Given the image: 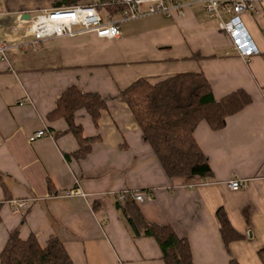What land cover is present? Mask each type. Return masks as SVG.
Masks as SVG:
<instances>
[{
  "label": "crops",
  "instance_id": "obj_1",
  "mask_svg": "<svg viewBox=\"0 0 264 264\" xmlns=\"http://www.w3.org/2000/svg\"><path fill=\"white\" fill-rule=\"evenodd\" d=\"M89 1H0V39L12 44L0 60V250L16 229L22 238L33 233L41 245L49 236L58 237L73 264H165L155 239L136 233L117 207L116 193L129 189L143 195L135 205L146 224H167L187 240L193 264H262L264 7L241 16L258 49L248 59L198 6L186 8L184 15L122 21L116 39L83 33L33 43L37 37L27 26L36 13ZM180 72L203 73L215 99L238 88L251 96L221 129L197 124L193 134L207 157L208 177L167 176L119 96L139 77ZM70 85L98 92L107 103L96 126L84 109L75 112L84 136L99 135L79 160L64 156L77 147L75 137L64 131L65 120L47 118ZM41 127L49 135L29 142ZM234 177L245 180L243 188L227 187ZM71 189L78 193L64 194ZM12 200L26 205L14 209ZM219 209L241 239L224 244Z\"/></svg>",
  "mask_w": 264,
  "mask_h": 264
},
{
  "label": "trees",
  "instance_id": "obj_2",
  "mask_svg": "<svg viewBox=\"0 0 264 264\" xmlns=\"http://www.w3.org/2000/svg\"><path fill=\"white\" fill-rule=\"evenodd\" d=\"M97 9L116 14L123 5H114L111 0H95ZM82 3V4H89ZM78 4V3H75ZM71 4V5H75ZM68 5V6H71ZM120 98L129 107L133 119L141 131L142 139L151 147L163 170L169 177H208L211 169L207 157L194 138V130L204 121L212 130L221 129L227 116L242 110L251 102L250 94L238 88L215 99L210 82L201 72H180L160 78L139 77L120 91ZM106 100L98 92L83 91L70 85L60 94L48 119L63 118L65 132L71 133L77 147L65 153L67 160L86 157L99 135L84 136L83 127L75 121V112L84 109L96 126ZM1 183V179H0ZM48 190L52 184L47 180ZM117 207L135 229L155 239L162 252L165 264H193L191 250L186 239L176 236L167 224H146L134 201L119 202ZM220 235L224 244L242 238L230 224L222 210H218ZM264 264V248L258 251ZM0 264H73L62 242L49 236L41 245L31 233L22 238L18 230L8 233L0 250ZM228 264H239L230 260Z\"/></svg>",
  "mask_w": 264,
  "mask_h": 264
},
{
  "label": "built area",
  "instance_id": "obj_3",
  "mask_svg": "<svg viewBox=\"0 0 264 264\" xmlns=\"http://www.w3.org/2000/svg\"><path fill=\"white\" fill-rule=\"evenodd\" d=\"M3 1V0H0ZM114 5H123L122 10L116 14L103 9H97L95 0L89 4L78 3L71 6L50 8L35 14L29 20L27 31L36 35L38 40L48 37H72L83 33H93L99 40L116 39L121 36L120 22L146 15L162 13L170 15L172 12L184 15L185 9L198 6L204 14L214 19L219 30L226 32L232 40L237 52L245 57L258 53L249 35L247 34L241 16L244 13L258 14L264 7V0H111ZM60 15H66L57 17ZM18 24L13 26L17 29ZM12 44L0 39V60H5L7 50ZM24 98L19 103L25 102ZM49 135L46 128L41 127L28 136L31 142L42 136ZM230 190L236 191L244 187L245 180L234 177L226 182ZM78 193L71 189L64 194ZM119 202L143 201V195L138 190L123 189L116 193ZM14 209L23 208L24 201H11Z\"/></svg>",
  "mask_w": 264,
  "mask_h": 264
},
{
  "label": "bare ground",
  "instance_id": "obj_4",
  "mask_svg": "<svg viewBox=\"0 0 264 264\" xmlns=\"http://www.w3.org/2000/svg\"><path fill=\"white\" fill-rule=\"evenodd\" d=\"M62 16H66V15H60V16H57V17H62Z\"/></svg>",
  "mask_w": 264,
  "mask_h": 264
},
{
  "label": "water",
  "instance_id": "obj_5",
  "mask_svg": "<svg viewBox=\"0 0 264 264\" xmlns=\"http://www.w3.org/2000/svg\"><path fill=\"white\" fill-rule=\"evenodd\" d=\"M25 15H26V17H29L28 14H25Z\"/></svg>",
  "mask_w": 264,
  "mask_h": 264
},
{
  "label": "rangeland",
  "instance_id": "obj_6",
  "mask_svg": "<svg viewBox=\"0 0 264 264\" xmlns=\"http://www.w3.org/2000/svg\"><path fill=\"white\" fill-rule=\"evenodd\" d=\"M137 21V20H136Z\"/></svg>",
  "mask_w": 264,
  "mask_h": 264
}]
</instances>
